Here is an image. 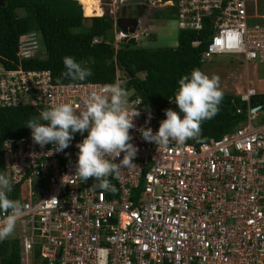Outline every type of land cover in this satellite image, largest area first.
I'll return each mask as SVG.
<instances>
[{"label": "built area", "instance_id": "built-area-1", "mask_svg": "<svg viewBox=\"0 0 264 264\" xmlns=\"http://www.w3.org/2000/svg\"><path fill=\"white\" fill-rule=\"evenodd\" d=\"M141 1L147 8L174 6L178 30L207 23L201 61L238 54L243 65L264 63V9H256V0ZM148 32L138 24L131 32L116 30L112 43ZM39 46L33 31L17 36L15 66L0 65V106H76L110 85L54 83L47 69L22 68L20 60L40 56ZM118 75L116 70L112 84ZM253 94L247 85L238 90L243 119L219 136L157 148L138 129L155 132L171 101L157 111L128 93L130 110L140 113L130 129L137 166L122 169L118 179L110 176L115 192L74 175L78 141L56 152L54 144L41 147L31 134L2 138L0 159L17 188L11 199L24 205L16 222L23 230L16 236L20 261L31 264L36 254L45 264H264V122L250 125L264 112L247 103Z\"/></svg>", "mask_w": 264, "mask_h": 264}, {"label": "trees", "instance_id": "trees-1", "mask_svg": "<svg viewBox=\"0 0 264 264\" xmlns=\"http://www.w3.org/2000/svg\"><path fill=\"white\" fill-rule=\"evenodd\" d=\"M85 3L94 13L88 0ZM81 7L76 0H0V65L6 69L15 66L17 36L33 31L40 45V56L20 60L18 64L22 68L47 69L54 83L82 82L61 76L65 71L63 58L70 56L91 69L92 75L83 81L101 84H112L118 70V77L126 82L128 93L139 96L144 104L157 111L164 110L167 100L174 98L180 77L190 74L193 68L199 69L200 53L209 32L207 23L198 30H178L173 47L146 48L138 46L132 39L114 46L111 17L105 14L87 16L84 7L82 15ZM149 8L157 11L167 8L169 13L175 11L174 6ZM191 40L199 41L191 45ZM171 103L179 110L174 100ZM247 103L264 112V92L254 91ZM244 107V101L239 100L237 94L223 92L218 112L201 123L199 138L190 141H204L231 129L243 119ZM38 113V109L28 104L0 106V142L7 136L31 134L26 124ZM83 136L85 133H74L71 141L81 142ZM2 169L0 159V171ZM16 194L14 185L9 197L14 198ZM36 259L35 254L31 264H45L40 259L34 263ZM0 264H21L16 237L0 241Z\"/></svg>", "mask_w": 264, "mask_h": 264}, {"label": "clouds", "instance_id": "clouds-1", "mask_svg": "<svg viewBox=\"0 0 264 264\" xmlns=\"http://www.w3.org/2000/svg\"><path fill=\"white\" fill-rule=\"evenodd\" d=\"M118 3L119 0H99L97 4L99 11L96 15L109 14L111 17L112 37L113 32L119 30L114 24V14L120 6ZM142 9L148 8L143 5ZM142 12L135 17V25ZM138 39L133 41L136 43ZM63 64L65 71L61 73L62 77L83 81L92 75L91 69L83 67L70 56L63 58ZM125 85V81L118 80L99 92L86 95L81 104L76 106L68 102L52 104L41 109L26 124L31 129V136L36 144L43 147L52 143L56 152L69 146L74 133L86 132L87 135L76 145L79 151L74 175L85 182L92 178L95 181L93 188L114 190L109 177L118 179L122 169L137 166L134 157L138 149L131 143L130 129L136 127L133 118L140 113L138 109L130 110ZM222 98L219 77L209 76L200 69L193 68L190 74L180 77L174 98H170L183 115L167 108L164 110L166 118L160 121L155 132L150 127L138 130L145 141L154 143L157 148L166 146L171 140L182 145L188 139H198L201 123L218 112ZM121 153L122 159L115 162L121 157ZM12 188V179L0 173V241L13 234L16 222L24 210L21 201L9 197Z\"/></svg>", "mask_w": 264, "mask_h": 264}, {"label": "rangeland", "instance_id": "rangeland-1", "mask_svg": "<svg viewBox=\"0 0 264 264\" xmlns=\"http://www.w3.org/2000/svg\"><path fill=\"white\" fill-rule=\"evenodd\" d=\"M85 1L87 2V0ZM88 2L95 11L93 14L99 11L98 6L94 5L91 0H88ZM256 3L257 10L259 7L264 9V0H256ZM174 18L175 11L169 13L167 8L159 9V11L155 8L143 10L137 22L139 26L147 27L149 35L138 39L135 44L146 48L173 47L178 34ZM199 69L209 76H218L222 92L237 94L238 90H243L244 85L252 87L254 91L264 92V63L251 61L243 65L241 56L238 54H213L201 61ZM167 107L173 110L176 109V106L172 103H169ZM262 122H264V116L261 114H258L254 119H250L251 126ZM0 173L7 175L5 169H2ZM20 232H23V230H18L16 225L13 234L8 238L16 237ZM37 262L38 259L34 263ZM21 264H29V262L23 261Z\"/></svg>", "mask_w": 264, "mask_h": 264}, {"label": "water", "instance_id": "water-1", "mask_svg": "<svg viewBox=\"0 0 264 264\" xmlns=\"http://www.w3.org/2000/svg\"><path fill=\"white\" fill-rule=\"evenodd\" d=\"M102 1L107 2L108 0ZM118 4L120 6L114 14V24L120 31L130 32L135 25V17L139 15L143 8L141 0H119ZM137 8L139 10H136Z\"/></svg>", "mask_w": 264, "mask_h": 264}, {"label": "bare ground", "instance_id": "bare-ground-1", "mask_svg": "<svg viewBox=\"0 0 264 264\" xmlns=\"http://www.w3.org/2000/svg\"><path fill=\"white\" fill-rule=\"evenodd\" d=\"M77 1L81 4V6H82L81 9H82V10H83V7H84L85 9H87V11H88V15H92V14H93L92 12L89 11L88 7L86 6L85 0H80V1L77 0ZM91 1L94 3V5H97V0H91ZM81 2H82V3H81ZM87 4H88V3H87ZM84 5H85L86 7H85ZM90 9H91V8H90ZM94 12H95V11H94ZM82 14H83V13H82ZM85 16H86V15H85Z\"/></svg>", "mask_w": 264, "mask_h": 264}, {"label": "flooded vegetation", "instance_id": "flooded-vegetation-1", "mask_svg": "<svg viewBox=\"0 0 264 264\" xmlns=\"http://www.w3.org/2000/svg\"><path fill=\"white\" fill-rule=\"evenodd\" d=\"M136 10H139V9L137 8ZM133 11H134V10H133ZM133 11H132V12H133ZM141 11H143V9H142ZM140 13H141V12H140Z\"/></svg>", "mask_w": 264, "mask_h": 264}, {"label": "crops", "instance_id": "crops-1", "mask_svg": "<svg viewBox=\"0 0 264 264\" xmlns=\"http://www.w3.org/2000/svg\"><path fill=\"white\" fill-rule=\"evenodd\" d=\"M98 12H96L95 14H92V15H96ZM236 89V88H235Z\"/></svg>", "mask_w": 264, "mask_h": 264}]
</instances>
